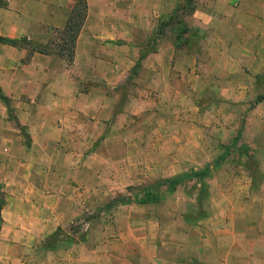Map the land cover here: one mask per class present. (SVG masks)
Wrapping results in <instances>:
<instances>
[{
  "label": "crops",
  "instance_id": "0c3cea01",
  "mask_svg": "<svg viewBox=\"0 0 264 264\" xmlns=\"http://www.w3.org/2000/svg\"><path fill=\"white\" fill-rule=\"evenodd\" d=\"M74 2L0 0V38L18 41L0 42V95L7 102L0 100V264H39L34 259L40 254L55 257L56 249L44 240L78 214L77 206L71 209L68 203L82 200L79 189L102 187L99 176L114 170L113 165H89V158L103 154L86 146L114 140L117 103L142 101L182 110L177 107L182 94L213 92L215 77L224 82L217 87L221 93L240 81L243 95H264V0H84L85 15L68 59L61 31ZM185 101L195 118L198 107L190 98ZM252 104L257 117L246 121L245 129L253 121L258 134L240 133L235 141L253 152L263 176L256 185L251 178L240 180L233 188L241 198L227 185L220 187L230 194H223L224 202H213L225 208H219L222 229L213 232L220 241L212 244L223 245L199 246L189 236L202 229L181 218L172 250L138 244L140 238L159 242L146 228L132 238L126 230L114 237L109 253L91 248L73 264H95L105 256L109 264H208L203 255L219 252L217 264L264 262V119L258 113L264 102ZM247 206L256 208L253 219ZM234 207L244 211L232 213ZM110 211L116 220L120 215L126 222L149 220L136 216L131 205ZM198 240L206 242L200 234ZM43 264L69 263L49 259Z\"/></svg>",
  "mask_w": 264,
  "mask_h": 264
},
{
  "label": "rangeland",
  "instance_id": "374dc122",
  "mask_svg": "<svg viewBox=\"0 0 264 264\" xmlns=\"http://www.w3.org/2000/svg\"><path fill=\"white\" fill-rule=\"evenodd\" d=\"M190 7L191 5H188L185 9L186 13ZM182 18L183 16H180L177 20ZM62 37L65 45V36L62 35ZM215 71L213 72L216 73ZM135 74L138 76L139 69H135ZM214 80L215 82L210 84V86H216L213 92L201 95L191 94V92L182 94V99L177 106L182 107V110L164 107L165 104L159 105V103L155 105L153 103L151 107L142 101L135 104L117 103L114 106V140H106L102 143L96 141L86 146L89 152L95 150L94 148H100L103 154L101 159L89 158V165L97 164L104 167L113 165L114 170L111 174H106L104 170L105 172L99 176L100 180L103 178L102 187L92 190L79 189L78 193L82 200L78 204L68 203V206L72 205L71 209L77 206L78 214L70 219L67 227L62 230L58 228L55 240L47 238L44 240V242L47 241V247L49 245L51 248L56 247L55 257L49 255L51 257L49 259L59 263L73 264L81 261L80 253L84 257L91 248H100L104 253H109L114 249V237L119 238L117 235L119 232L130 230L132 238L133 235L138 237L143 228L148 229L152 237L155 233L159 242L140 238L138 244L142 243L150 248L159 245L161 249L172 250L175 248L174 238L182 229L181 218L184 219V217L191 222L190 226L193 224L194 229H197V226L202 229L198 233L206 238V242L198 240L199 234L193 233L189 236L190 240L199 246L204 245L207 248L209 243L211 245L219 240L220 236L215 237L213 232L222 229V219L218 218V215L223 214L222 209L225 207L214 206L213 202L220 199L223 201V194L229 192L220 187L227 185L231 191L232 189L236 191L231 194L238 196L240 191L233 187L240 180L248 181L251 178L256 185L263 176L259 173V166H257L259 164L253 159V152L248 153V148L242 140L235 141L240 133L242 137L246 132L248 135L253 134L250 137L258 134L255 132L253 121L248 129H245V124L246 121L257 117L254 116L256 104L252 102L261 95L255 99L256 95H243L238 88L240 81L236 82L233 90L230 88V92L221 93L217 87L224 82L218 77ZM135 86V90L139 92L137 83ZM136 96L139 97V94L136 93ZM189 98L199 109L195 118H190L191 111L194 113V110L186 104L185 100ZM242 98L243 101L245 99L244 104ZM259 109L258 113L264 119V105L259 106ZM119 113L122 115L121 118L117 117ZM181 113L182 118L174 119L173 116L179 117ZM163 135L168 139L160 140L159 137ZM127 152L131 153L127 156ZM204 170L205 174H202ZM196 173L198 176L192 177ZM176 177H182V179L174 191L167 192L165 181ZM71 193L73 194V191ZM147 193L156 196L157 200L146 204L135 202ZM117 197L127 199L129 202L125 204L134 207L136 216H147L149 220H145L144 223L138 219L126 222L122 221L125 219H122V215L116 220L117 215H114L105 205ZM238 198H241L240 195ZM233 209L232 213L236 211L240 214L244 211L242 207ZM245 210L249 214L248 217L253 219L256 208L247 206ZM240 226L234 225L236 229H240ZM189 229L192 230V228ZM83 235L85 240L81 242L79 238ZM124 236L125 234L121 238L124 239ZM216 243L212 246L223 245V241ZM126 244L133 245L134 242L127 241ZM222 255L220 252L214 253L212 257L203 255L202 261L208 259V264H217L216 260ZM47 259L46 255L40 254L34 260L43 264L49 260ZM109 263L105 256L95 264ZM262 263L264 262L260 261V264ZM193 264L204 263L194 262Z\"/></svg>",
  "mask_w": 264,
  "mask_h": 264
},
{
  "label": "trees",
  "instance_id": "16d2710c",
  "mask_svg": "<svg viewBox=\"0 0 264 264\" xmlns=\"http://www.w3.org/2000/svg\"><path fill=\"white\" fill-rule=\"evenodd\" d=\"M85 8H86V6H85L84 0H75L74 5L71 8L70 13L68 15V18L66 20V24H65L63 30L61 31L62 35L65 36V39H64L66 42L65 46L67 44V52H68L67 58L68 59L70 58V55H71L70 54V50H71L70 48L72 47L76 33L78 32V30L82 24L84 15H85ZM0 42H2L4 44H8V45L18 44V41L7 40V39H2V38H0ZM0 100L4 103H7L6 99H4L1 95H0ZM261 100L264 101V95H261V96L256 98V102L261 101ZM204 172H205V170L202 172V174H205ZM193 176H198V175L196 173V174L192 175V177ZM181 179H182V177H176L172 180L165 181L166 191L167 192L174 191L175 187L177 186V184L180 182ZM156 200H157L156 196H153V195L147 193V194H144V196L142 198L136 199L135 202L139 203V204H146V203L155 202ZM128 202L129 201L127 199H123L122 197H117V198L110 200L105 206L107 208H111V207L116 206L118 204H125ZM2 204H3V199H2V193L0 192V208H1ZM184 220H186L188 223H191L190 221L187 220V217L186 218L184 217ZM58 230L59 229H56V231H54L50 236H48L47 239L48 240L49 239L55 240V234ZM84 240H85L84 235L79 238V241H81V242ZM44 245L45 246L47 245V241L44 242ZM49 249H53V248H51V246L49 245Z\"/></svg>",
  "mask_w": 264,
  "mask_h": 264
}]
</instances>
